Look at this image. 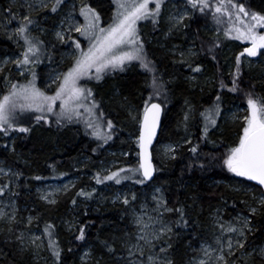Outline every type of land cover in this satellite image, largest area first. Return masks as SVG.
<instances>
[{
    "label": "trees",
    "instance_id": "16d2710c",
    "mask_svg": "<svg viewBox=\"0 0 264 264\" xmlns=\"http://www.w3.org/2000/svg\"><path fill=\"white\" fill-rule=\"evenodd\" d=\"M87 1L97 8L102 18L109 17L113 7L110 0ZM93 1L99 2L98 5ZM214 1L211 0L212 3ZM11 2L0 0V10L7 12L8 16L9 9H13ZM83 2L86 3V0ZM172 3H166L168 11L170 7L173 8ZM178 3L180 8L183 6L189 10V16L183 22L187 27L167 31L168 21L164 19L156 25L150 21L140 23L149 58L164 73V79H171L173 83L170 85L167 112L162 116L160 134L152 148L153 163L158 170L151 183L130 184L134 187L132 192L139 198H149L154 188L159 187L168 207H184L188 224H172L173 234L168 241L172 247L168 251L175 264H195L193 260L198 256L200 246L211 240L214 211L217 210L224 220L233 219L239 214L248 215L249 206H255L257 201L250 196H261L257 186L246 178L235 177L221 166L220 157L238 142L237 134L242 131L243 123L240 124L241 129L238 124L234 127L224 126L218 133L210 129L205 140L201 139L203 123L199 113L215 102L217 94L221 95V110L233 104L247 107L246 92H252L254 98L264 97V66L261 61L254 66L245 60L241 73L242 90L230 92L227 88L221 89V80L231 86L230 73L235 70V57L241 49L233 47V54L228 59L224 58L227 42L215 32L218 26L211 13L204 15L191 10L186 0ZM244 3L247 8L264 13V0H244ZM41 12L45 15L50 13L48 10ZM41 12L33 14L35 22L45 28L51 27L55 14L51 13L46 21L41 22ZM216 39H219L221 46L215 50L217 60L213 61L206 49ZM172 43L182 47L191 46L193 51L199 53L185 59H189L193 66L201 65V73H192L186 64L180 63L181 57L166 50L171 49ZM16 51L15 45L0 31V56L15 54ZM50 56L53 57V54ZM60 65L62 71L70 66L68 61ZM193 75L196 80L189 81L187 78ZM147 79L148 74L136 64L124 72L113 73L104 80L102 87L98 86L95 98L100 110L104 118L112 120L115 125L112 139L107 143L93 137L90 129L73 123L60 127L55 124L37 125L28 134H0V161L16 174L11 184H8L7 177H0V186L8 184L6 190L11 191L16 200L15 220L0 221V264H34L29 249L25 247L22 250L16 237L23 233L26 241L28 228L43 231L46 223L55 225V238L62 249V264H95L97 260L99 264H127L128 237L135 234L128 217L129 209L123 204H110L105 200V195L100 197L99 186L93 177L102 171L101 168L109 166L111 161L118 162L111 171L128 167L133 160L137 162L134 142L138 134L137 125L131 119L129 110L140 108L148 92L145 87ZM189 106L195 110V119L189 122L186 131L183 121ZM185 139H191L192 143L186 144ZM164 144L175 148V158H171L170 154L161 155L159 147ZM193 145L199 146L195 155L189 151ZM36 176L43 179L37 180ZM60 177L77 180L70 190L59 194L54 204L44 203L38 197L36 187ZM94 186L97 189L92 198L77 195L81 189L92 191L90 188ZM244 188L249 190H242ZM74 199L75 205L72 203ZM27 215L38 219L27 224ZM165 219L174 222L178 214L166 213ZM66 223L72 227L66 229ZM81 226L85 229V239L82 241L76 239ZM252 228L247 238L248 252L264 240V209H259L252 217ZM105 242L115 249L114 253L108 252ZM85 250L91 253V258L84 262L81 257ZM48 253L49 264H53ZM252 253V257H243V262L238 259L236 264H264Z\"/></svg>",
    "mask_w": 264,
    "mask_h": 264
},
{
    "label": "snow or ice",
    "instance_id": "6c2138e0",
    "mask_svg": "<svg viewBox=\"0 0 264 264\" xmlns=\"http://www.w3.org/2000/svg\"><path fill=\"white\" fill-rule=\"evenodd\" d=\"M112 2L115 4V10L109 23H102L100 13L83 0L79 7V17L83 18L82 23L75 15V5L61 20L59 29L53 34L54 39L57 43L72 49V63L66 71L54 77L50 76V82L46 83L44 89L37 86L35 67L43 63L45 58L51 60V56L48 55L46 42L39 36L32 35V26L35 24L32 13L43 10L58 13L65 5V0H37L36 3L27 4L28 14L23 15L18 26L8 34L9 39H14L17 43L22 41L23 50L12 63L16 65L19 75L24 77L25 81L21 83L9 79L8 76L3 77L6 89L0 90V134L4 136H9L11 133L28 134L33 127L44 124H55L60 127L84 118L87 113V118L83 119L86 129H90V134L96 139L107 143L112 139L115 125L112 120L104 118L94 91L88 87V84L92 81L99 83L106 76L124 72L136 63L148 74L145 83L148 89L147 95L142 99L139 109L129 110L131 119L137 125L138 134L134 141L138 149L136 165L119 168L116 171L106 170L107 174L103 176L98 172L93 179L97 184L114 181L117 185L124 180L134 179L136 184L146 185V182L154 179V173L158 170L153 164L150 149L157 137V130L161 127L162 115L167 112L170 85L173 81L164 79V73L157 68L155 61L149 58L140 22L150 21L153 25L158 24L165 0H112ZM186 3L193 11H199L204 15L211 13L217 24L224 23L226 19L228 21L235 19L239 22V26L227 27L224 35L245 41L248 46L243 47V50L235 57V70L230 73L231 86L221 80L219 87L227 88L230 92L241 91L242 65L245 60L258 56L264 57V13L247 8L244 0H216L215 4L211 0H186ZM188 16L189 11L185 10L182 14L170 17L172 24L169 31L187 27L183 22ZM15 18L10 8L7 22L0 26L7 28ZM74 33L78 36H74ZM83 42H86V47L82 46ZM220 46L219 39H216L206 49L207 55L213 61L217 60L215 50ZM52 47L54 48L55 44ZM187 55L194 57L199 53L189 49ZM180 56V63L186 64L192 73H201V65L193 66L189 59H185L184 52H181ZM3 71V66L0 65V73ZM187 79L195 81L196 76L193 75ZM53 85L55 88L49 94L48 89H51ZM245 95L249 114L244 117L245 124L238 135V142L229 147L220 160L221 166L235 177L256 182L261 196L255 206H249L248 215H239L234 222L222 221L217 213L216 225L219 235L216 246L210 245L202 249L204 256L208 259H200L195 264H236L238 259L243 262V257L253 255L246 249L248 234L253 231L252 217L259 209H264V97L254 98L252 92H246ZM220 101L221 95L217 94L215 102L199 113L203 123L201 139L206 140L210 129L219 126L218 120L223 115ZM193 119H195V110L189 106L183 121L186 131L189 122ZM184 142L192 143L191 139H185ZM198 147L193 145L189 151L195 155L198 153ZM174 152L175 148L172 146L166 148V154H170L171 158H175ZM2 171L3 169H0V172ZM35 179L43 178L36 176ZM67 187L65 185V189ZM6 188L7 185L0 186V196L5 195ZM94 192L95 189L92 191L81 189L77 195L90 199ZM41 199L48 200L50 204L56 202L49 199L48 195L41 196ZM117 199L121 197L117 196ZM136 201L135 193H131L130 197L129 195L122 197L124 205H130ZM152 201L155 207L151 211L155 215L148 214L146 204L140 206L139 212L133 208V220L137 225V232L129 234L128 237L129 264H175L169 255L168 250L172 245L168 241L173 234L172 224L185 226L188 224L184 207L175 209L168 207L167 200L159 187L155 188ZM72 203L75 205L76 200L74 199ZM173 212L178 214V219L168 222L165 214ZM3 219L15 220V208L13 207L11 215L0 208V220ZM34 219L38 217H29L28 224H31ZM69 227L71 228L72 225L70 224ZM54 229L55 225L46 223L41 235L33 234L27 243L23 233H20L16 239L22 250L25 247H31L34 255H38L39 251L46 247L51 254L53 264H62V249L55 238ZM78 231L79 235L76 239L84 240V227H79ZM225 234H228L226 239ZM160 242H163L165 246L159 247L156 251V245ZM104 246L109 253L115 252V249L107 242ZM212 253H215L214 260ZM255 254L264 260V248H260ZM85 257L91 258V253L86 252L81 257L82 261ZM95 264H99V261H95Z\"/></svg>",
    "mask_w": 264,
    "mask_h": 264
},
{
    "label": "rangeland",
    "instance_id": "374dc122",
    "mask_svg": "<svg viewBox=\"0 0 264 264\" xmlns=\"http://www.w3.org/2000/svg\"><path fill=\"white\" fill-rule=\"evenodd\" d=\"M11 1L12 2H11L10 7L13 8L12 13L15 15L16 18L10 24H8L7 28L0 26V31L3 34H5V36L7 38H8V34L12 33L14 31V29L18 26L20 20L22 19V16L25 14H28L27 4L37 2V0H11ZM110 1L112 3L113 7L111 8L109 17L102 18V16H101V21L104 24L111 22V17L113 15L114 10H115V4L112 2V0H110ZM178 1H181V0H165L164 6L162 8L161 17L159 20L164 19V20L168 21L167 31H169L171 24H172L170 17L177 16L179 14H182L185 10H188L186 7H183V6H181V8H180V6L178 5L179 4ZM169 2H174V3H172L173 8L170 7V11H168L169 6L166 4ZM215 2L216 1H214L213 4H215ZM86 3L89 4V2L87 0H86ZM98 3L93 1V4H95V5H98ZM73 5H75V8H76L75 15L79 19V21L82 23L83 18L79 17V7L81 5V0H65V6H63L62 9L58 13H53V14H55V17H54L55 22H53L51 27L48 26L47 28H45L42 25H38L37 22H35V24L32 26V35L39 36L41 39H43L46 42V44L48 45V55L53 54V57H51V60L45 58L43 60V63H41L35 67V71L37 73L36 83H37V86L40 87L41 89H44L46 83L50 82V80H49L50 76L54 77L56 74L64 72V71H62L60 64H62L65 61H68L70 65L72 63V59H71L72 49L70 47H68L67 45H61V44L57 43L54 39L53 34L56 30L59 29L61 20L72 10ZM89 5L95 9H97L95 6H92L91 4H89ZM150 6H152V5H150ZM100 7H102V5ZM252 11H255V10H252ZM97 12H99V11H97ZM34 13L35 12H33L32 15ZM36 14L38 15L39 13H36ZM50 14H51V12L47 15H45L44 13L41 12V15L39 17L40 21L41 22L46 21L47 18L50 16ZM100 15H101V13H100ZM211 16H212V14H211ZM8 17L9 16L7 15V12H4V11L2 12L0 10V25H3L4 23H6ZM145 22L146 21H142L140 23H145ZM233 25L239 26V22L236 21L235 19H233L231 21H228L226 19L224 23L217 24V26H218V27H216L217 31H215V32H218V35L221 36V38L224 40L225 43L227 42L225 45L226 48H225V52H224V58H227V59L229 56H231V54H233L232 53L233 47L239 48L242 51L243 47L248 46V43L245 41L235 40V39L226 37L224 35V31L227 29V27H231ZM209 30L212 31L211 29H209ZM73 35L78 36V34H75V33ZM233 35H235V33H233ZM10 40L15 45V47L17 48V51L15 54L14 53L13 54L5 53L3 56H0V65H2L3 69H4V71L2 73H0V79H1L0 80V90L6 89V85H5V82L3 79L4 76H8L9 79H11L13 81H20L21 83H23L25 81V78L19 75V72L17 70L16 65L14 63H12V61H14L15 59H17L20 56V54L23 50L22 41L17 43V41L14 39H10ZM81 40H82V38H81ZM211 43H212V41H211ZM53 44H55L54 48L52 47ZM204 44H206V43H204ZM82 46L86 47L87 46L86 42H83ZM170 48L171 49H166V50L169 51L171 54L172 53L176 54L179 57H181L180 56L181 52H184L185 57H188V55H187L188 50L189 49L193 50V47H191V46L182 47L180 44H173V43L171 44ZM6 61H7V63H5ZM247 61L253 63L254 66L256 64L260 63V61H261V63H263V66H264V57H261V56L248 58ZM133 65H136V63H134ZM230 65L231 64L226 66L227 69H229ZM111 75L106 76L105 79H108L109 76H111ZM104 80L99 82V83L92 81L88 84V87L93 89L94 95H95L96 90L98 89V86L102 87V83L104 82ZM54 88H55V85H53L51 89H48L49 94H51V92L54 90ZM221 111H222L223 115L218 120L219 126L214 129L215 132H217V133L222 131V128L224 126L225 127L226 126L227 127H234L236 124L240 125L242 123L244 126V124H245L244 117L249 114L247 111V107L244 108L239 104H233L228 109H224ZM84 118H87V113H85ZM84 118L74 120L72 123L75 125H81L84 128L85 127V124L83 122ZM239 129H241V125L239 126ZM240 133L237 134V138H238V135ZM99 141L104 143L102 140H99ZM168 146H171V145L164 144V146L159 147L161 155L166 154V148ZM117 164H118V162L116 163L115 161H111L109 166H107V167L105 166V167L101 168V170H102V171H100L101 176L107 174L106 170L111 171L110 169L113 168L112 166H116ZM135 164H136V161L133 160L132 164L129 165L128 167L135 166ZM124 168H127V167H124ZM0 169H3V171L0 172V177H7L8 178V181H7L8 184H11L12 182H14V177L16 176V174L12 168L6 167L4 165V163L2 161H0ZM76 180L77 179L71 178V177L70 178L60 177V178L52 180V181H47L46 183L39 184L36 187V193L40 199H41V196L48 195L49 199H53L56 201L57 198L59 197V194L65 193L68 190H70V188L73 187V185L75 184ZM126 181H128V182H126ZM126 181L125 180L122 181L121 184H119V185L115 184L114 181H105L102 184H98L99 190H100L99 191L100 197L105 195V197H106L105 200H107L110 204H117V205L123 204L122 197L124 195H129V197H130V194L134 193V191L132 192V189L134 188L132 184H136L134 179L126 180ZM123 183H127V184L123 185ZM130 183H132V184H130ZM65 185L68 186L66 189H65ZM121 185H123V186H121ZM90 189L91 190L97 189V187L94 186V187H91ZM154 190H155V188H154ZM154 190H153V193H154ZM153 193L151 194V196L149 198H145L143 196L141 198H139L136 195L137 201L130 204V205H126L129 209L128 217L130 218V222H131L133 228H135V233L137 232V225L134 223V220H133V215H134L133 214V208H135L136 211L139 212L140 206L146 204L147 205L146 210H147L148 214L155 215V213H153L151 211L152 208L155 207V204L152 201ZM12 196H13L12 192L8 191V190H5L4 196H0V208H2L9 215L12 214L13 207L16 209V200ZM117 196H120L121 199H117ZM250 197L255 199V200H258L260 198V196H257V198L252 197V196H250ZM41 200L46 204L49 203L48 200H44V199H41ZM217 213H219L217 210L214 211V215L212 216V225H213L214 229H213V234L211 236V240L208 243L207 242L203 243V245L200 246L199 254L193 260L194 263L199 261L200 259H204V260L208 259V257L204 256L202 249L208 248L210 245L212 247L216 246V239H217V236L219 235V231H218V228L216 225ZM239 215H244V214H239ZM29 217H31V216L27 215V217H26L27 224H28V218ZM219 218L224 222H230V221L234 222L236 217L233 219H230V220H228V219L224 220L222 218V215L219 213ZM0 221L1 222H6V221L8 222L7 219H3ZM65 226H66V229L70 228L68 223H66ZM41 232H42V230L38 229V228H28L25 232L26 233V243L33 234L41 235ZM227 235L228 234H225V239L227 238ZM45 244H46V238H45ZM161 246H164L163 242L157 243L156 251H158L159 247H161ZM260 248H264V240L259 246L251 248L250 251L254 252L253 250H255V252H258ZM27 249H29V251H30V256L32 257V261L34 262V264H49L50 263V258L48 256L49 251L47 250L46 247L41 249L39 251L38 255H34V250L31 247H27ZM86 252H88V251L85 250V252H83L82 256H84V254ZM237 254H240V253L238 252ZM127 258H128L127 264H129V259H130L129 255ZM212 258L214 260L215 253H212ZM89 259L90 258L85 257V260H83V261L85 262ZM263 262H264V260H263Z\"/></svg>",
    "mask_w": 264,
    "mask_h": 264
},
{
    "label": "water",
    "instance_id": "95a60500",
    "mask_svg": "<svg viewBox=\"0 0 264 264\" xmlns=\"http://www.w3.org/2000/svg\"><path fill=\"white\" fill-rule=\"evenodd\" d=\"M163 116V115H162ZM161 128V127H160ZM160 128H158V130H157V137L154 139V141H153V145H152V147H151V149H150V151L152 152V148L155 146V143H156V141H157V138H158V136H159V134H160ZM137 151H138V149H137ZM154 164V163H153ZM155 174H156V172L154 173V176H155ZM153 181V180H152ZM152 181H149V182H146V183H151ZM253 185H255L256 186V182H254V181H250Z\"/></svg>",
    "mask_w": 264,
    "mask_h": 264
}]
</instances>
